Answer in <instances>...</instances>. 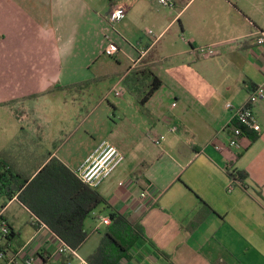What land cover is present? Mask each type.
Returning a JSON list of instances; mask_svg holds the SVG:
<instances>
[{
  "label": "crops",
  "instance_id": "1",
  "mask_svg": "<svg viewBox=\"0 0 264 264\" xmlns=\"http://www.w3.org/2000/svg\"><path fill=\"white\" fill-rule=\"evenodd\" d=\"M173 2L167 8L158 0H0V117L7 111L28 129L13 151L32 170L57 158L77 173L103 143L124 154L97 190L114 211L143 226L146 240L118 264H264V100L254 106L258 135L245 134L238 149L229 147L234 110L226 108L247 105L264 82V0ZM115 8L127 17L111 24ZM182 37L215 45L219 55L197 58ZM110 42L119 47L113 58L104 54ZM149 71L162 85L142 105ZM119 84L126 92L114 102L110 93ZM98 91L103 98L90 110ZM75 126L97 139L83 155H61ZM237 172L247 174L244 185L231 177ZM145 191L153 198L142 199ZM101 208L85 221L93 233L79 252L85 261L104 232L100 219L108 213ZM24 212L32 232L26 236ZM0 215L17 235L0 240L10 253L24 262L62 263L51 254L50 232L39 241L31 213L16 198Z\"/></svg>",
  "mask_w": 264,
  "mask_h": 264
},
{
  "label": "trees",
  "instance_id": "2",
  "mask_svg": "<svg viewBox=\"0 0 264 264\" xmlns=\"http://www.w3.org/2000/svg\"><path fill=\"white\" fill-rule=\"evenodd\" d=\"M149 83L147 92L139 98L145 105L162 82L150 71L146 73ZM245 134L255 133L253 128H243ZM253 137V138H254ZM36 171V172H35ZM239 183H245L247 174L237 172L231 175ZM17 199L39 224L45 225L61 243L73 252H81L93 233H88L85 221L97 209L108 213L111 224L106 226L96 250L86 258L87 264H118L129 258L130 250L146 234L140 223H131L126 217L114 211L102 194L86 185L78 173L71 170L57 158H52L45 166L32 170L12 161L5 153H0V202L2 209L8 201ZM1 221L3 217L0 218ZM10 227V226H9ZM9 243L16 241L17 235L10 228ZM99 233V231H97ZM94 233H96L94 231ZM10 252L8 244H0V251ZM72 256L63 258L61 264L71 263Z\"/></svg>",
  "mask_w": 264,
  "mask_h": 264
},
{
  "label": "built area",
  "instance_id": "3",
  "mask_svg": "<svg viewBox=\"0 0 264 264\" xmlns=\"http://www.w3.org/2000/svg\"><path fill=\"white\" fill-rule=\"evenodd\" d=\"M161 6L167 8H173L175 6L173 0H158ZM127 17V11L124 8H115L111 11L108 15V20L111 24H116L122 22ZM147 34L151 37H155L153 30H147ZM157 40V38H156ZM182 40L187 44L190 45L191 53L193 56L202 59H212L219 55V50L215 45H197L194 46L191 42L187 39L182 37ZM258 43L260 45H264V32H258ZM119 52V47L110 42L107 48L104 51V54L107 57L113 58ZM141 56L146 55V51L144 49L140 50ZM126 90L122 85H117L112 91L111 95L114 97H122L125 94ZM264 100V82L260 84L258 87L254 89L250 93V97L248 100L247 105L240 109H233V105L231 103L226 104V108L228 110H234L233 120L230 123V141L229 147L231 148H240L241 147V140L245 136V132L243 128H253L255 131V118H254V106ZM159 144V141H156ZM219 150H224L223 148L219 147ZM125 161L124 154L115 146L109 143H103L100 148L92 155H90L82 164L79 171L77 172L80 179L89 187L97 189L103 181L110 178L114 172L122 165ZM235 181H231L228 191H232L234 189ZM151 194L149 191H145L141 194L142 199H146L150 197ZM151 198H153L151 196ZM2 215H0L1 218ZM101 225L108 226L111 224V220L109 217H103L100 219ZM31 224L37 229V235L41 237L39 241H42L44 236L42 235L43 230H48V228L43 225L39 224L35 218L31 219ZM49 231V230H48ZM0 232L4 237L10 235L11 230L7 223L0 220ZM50 232V231H49ZM53 238H46L48 243H53L56 246V251L54 255L58 257H73V262L68 264H87V262L79 255L77 252H73L69 249L64 243H61L52 233H50ZM37 237L33 239L35 242ZM31 241V243L33 242ZM38 242V241H37ZM43 245V243H42ZM29 245L25 246V250L28 249ZM38 248V247H37ZM35 248V250L37 249ZM34 250V251H35ZM11 252V251H10ZM6 253L5 251H0V263L1 264H36V262H24L20 260L15 254ZM37 264H41L37 262Z\"/></svg>",
  "mask_w": 264,
  "mask_h": 264
},
{
  "label": "rangeland",
  "instance_id": "4",
  "mask_svg": "<svg viewBox=\"0 0 264 264\" xmlns=\"http://www.w3.org/2000/svg\"><path fill=\"white\" fill-rule=\"evenodd\" d=\"M93 89H96V88L93 87ZM103 92L104 91H98L95 94L94 96L95 102L90 106V110L94 106H96L100 102V100L103 98V95H102ZM118 99H121V97L120 98L111 97V100H113L114 102L119 101ZM107 107H109V105L107 102H105V104L99 107L98 109L99 114L102 115L103 112H106ZM72 111H73V108H69V111H68L69 116L71 115ZM3 112L6 114V116L0 117V152L7 154L8 156H10V159L12 161H15L17 163L18 155L13 150L17 148L16 147L17 143L23 140L24 135H26V132L28 131V129L24 128L25 131L22 130V128L19 127L18 124L16 123L15 119H13V117L7 114V111H3ZM108 119L112 121L113 119L112 112L110 113ZM72 132L73 134H71ZM67 134L69 137V141L66 143L67 146L64 147L63 150L61 151V155H65L67 153L71 154L72 156L83 155L86 153L87 149L95 143L94 139L95 138L97 139V137L93 139V138H90L89 136L84 135L83 130H81L80 132L76 131V126L74 130H72L70 133H67ZM83 137L84 139L85 137L88 138V140L85 143L84 142L80 143V139ZM66 138H67V135L65 136L63 140H66ZM2 204L3 202H0V211L2 210ZM22 215L23 216L19 219V221L23 225V227L25 226L27 227V230L25 231L23 230L24 236H26V231H30V234L32 233L31 228L28 226V223H27L30 220V217L25 212L22 213ZM26 223L27 225H25ZM99 229L104 231L105 227H103L102 225L101 226L99 225ZM33 237H35V234L33 235ZM55 251H56V246L53 245L51 253H54ZM60 258L63 259L65 257H60ZM71 262H73V257H72Z\"/></svg>",
  "mask_w": 264,
  "mask_h": 264
}]
</instances>
